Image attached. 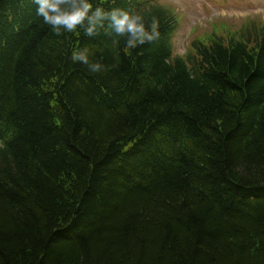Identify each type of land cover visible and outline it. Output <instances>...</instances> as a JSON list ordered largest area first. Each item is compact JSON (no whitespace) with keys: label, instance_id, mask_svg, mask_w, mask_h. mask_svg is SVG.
Returning a JSON list of instances; mask_svg holds the SVG:
<instances>
[{"label":"trees","instance_id":"16d2710c","mask_svg":"<svg viewBox=\"0 0 264 264\" xmlns=\"http://www.w3.org/2000/svg\"><path fill=\"white\" fill-rule=\"evenodd\" d=\"M156 2L94 0L156 22L129 49L0 0V264H264V28L178 57Z\"/></svg>","mask_w":264,"mask_h":264},{"label":"clouds","instance_id":"9594fccd","mask_svg":"<svg viewBox=\"0 0 264 264\" xmlns=\"http://www.w3.org/2000/svg\"><path fill=\"white\" fill-rule=\"evenodd\" d=\"M37 15L43 17L45 23L52 26L57 33L62 31L76 32L79 28L85 35L95 36L99 28H110L118 36L126 38L129 49L136 48L139 44L154 40L158 37L157 24L154 21L146 26L140 13L124 8L105 9L96 4L94 0H34ZM74 62L87 66L90 72L99 73L104 65L99 60H92L87 46L74 49L71 54Z\"/></svg>","mask_w":264,"mask_h":264},{"label":"rangeland","instance_id":"374dc122","mask_svg":"<svg viewBox=\"0 0 264 264\" xmlns=\"http://www.w3.org/2000/svg\"><path fill=\"white\" fill-rule=\"evenodd\" d=\"M156 3L176 14L172 48L178 57H188L194 40L206 39L215 32L223 36L247 29L257 32L247 18L256 19L259 28H264V0H157ZM220 22L229 24L226 30L219 27Z\"/></svg>","mask_w":264,"mask_h":264},{"label":"bare ground","instance_id":"6f19581e","mask_svg":"<svg viewBox=\"0 0 264 264\" xmlns=\"http://www.w3.org/2000/svg\"><path fill=\"white\" fill-rule=\"evenodd\" d=\"M197 40H199V41H200V40H202V39H196V41H197ZM217 41H219V42H221V43H223V44H225V45H226V41H225V39L218 38V39H217ZM192 44H193V43H192ZM192 44H191V47H192Z\"/></svg>","mask_w":264,"mask_h":264}]
</instances>
